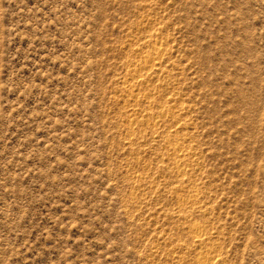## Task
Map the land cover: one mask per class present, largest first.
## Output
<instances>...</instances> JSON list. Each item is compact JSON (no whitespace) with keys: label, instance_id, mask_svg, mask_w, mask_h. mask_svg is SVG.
Listing matches in <instances>:
<instances>
[{"label":"rangeland","instance_id":"1","mask_svg":"<svg viewBox=\"0 0 264 264\" xmlns=\"http://www.w3.org/2000/svg\"><path fill=\"white\" fill-rule=\"evenodd\" d=\"M0 264H264V0H0Z\"/></svg>","mask_w":264,"mask_h":264}]
</instances>
